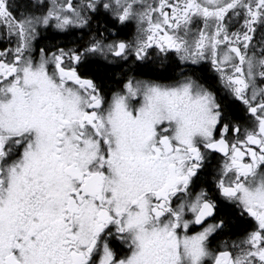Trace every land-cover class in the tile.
I'll return each instance as SVG.
<instances>
[{
  "label": "snow or ice",
  "instance_id": "6c2138e0",
  "mask_svg": "<svg viewBox=\"0 0 264 264\" xmlns=\"http://www.w3.org/2000/svg\"><path fill=\"white\" fill-rule=\"evenodd\" d=\"M0 264H264V0H0Z\"/></svg>",
  "mask_w": 264,
  "mask_h": 264
}]
</instances>
